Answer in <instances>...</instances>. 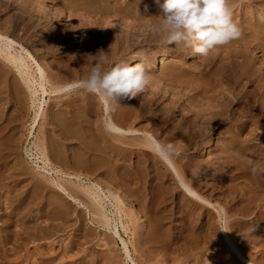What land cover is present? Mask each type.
<instances>
[{
  "label": "bare ground",
  "instance_id": "obj_1",
  "mask_svg": "<svg viewBox=\"0 0 264 264\" xmlns=\"http://www.w3.org/2000/svg\"><path fill=\"white\" fill-rule=\"evenodd\" d=\"M17 1L19 13L10 15L6 11L14 6L0 0V8L8 7L0 16V88L10 85L13 93L5 103L0 92V156L11 162L24 150L30 162L15 164L31 179L32 199L43 206L35 216L13 214L26 237L13 234L14 220L8 218L0 241L2 232L5 241H36L23 264H102L95 249L88 250L92 246L119 249L104 260L108 264H138L134 241L144 247L190 241L189 256L167 264H264V131L255 130L264 129V0H250L258 16L251 9L233 15L240 38L208 56L166 44V34L154 30L160 5L148 6L145 0L138 9L129 0ZM242 23L251 26L242 28ZM37 48L47 55L41 59ZM100 50L109 52L113 62L130 66L140 62L138 54L146 57L153 77L146 87L171 101L187 98L188 115L177 107L153 109L160 97L148 99L144 91L119 99L113 110L79 88L88 73L83 67L93 65L89 56ZM52 55L57 58L48 66ZM193 71L195 86L177 85ZM210 92L216 95L209 97ZM178 113L179 122L174 121ZM149 118L163 133L173 126L175 142L194 145L198 156L183 168L176 156L162 161L153 149L156 141L166 144L162 132L138 127ZM231 123L237 133L218 140V128ZM218 143L222 150L215 155ZM150 158L156 179L142 190ZM251 161H260L256 176ZM130 184L132 191L127 190ZM209 189L225 195L228 205L207 196ZM177 194L180 226L169 208ZM72 218L78 229L84 223L86 231L77 230L85 247L74 238L64 254H56L52 242L61 228L55 223L68 227ZM45 241L52 244H41ZM153 258L151 254L142 264H152ZM161 262L155 264H165Z\"/></svg>",
  "mask_w": 264,
  "mask_h": 264
},
{
  "label": "rangeland",
  "instance_id": "obj_2",
  "mask_svg": "<svg viewBox=\"0 0 264 264\" xmlns=\"http://www.w3.org/2000/svg\"><path fill=\"white\" fill-rule=\"evenodd\" d=\"M1 1L8 4V6L9 5L14 6V2L18 3L17 0H1ZM52 1L54 2L55 0H52ZM129 2L130 4L133 3L138 9L140 6L141 0H129ZM145 2L148 4V6L152 5L153 3L156 5H161L164 3V0H159V3H157V0H145ZM17 3H16V6H14V9H13L14 11L11 9L6 11L5 8L8 9V7L0 8V16L3 15L2 13H4L5 11L10 13V15L18 14L19 12L15 11V9H19V5ZM55 3L57 2L55 1ZM229 3L234 5L233 10H232V13L234 16L244 15L250 9L251 11L249 12L250 13L254 12L255 16H258L259 14V11L256 8V4L250 0H229ZM36 6L38 7V5ZM61 7H63V4H61ZM8 16L9 15L6 14L5 17L3 18H7ZM87 16H90L89 18L91 17L93 18L96 15L87 13ZM95 18H98V17H95ZM134 20L136 22L139 21L138 18L136 17H134ZM63 21L64 23L66 22L65 19ZM3 24L4 23L0 21V28H3ZM250 26H251V23L241 24L242 28L244 27L247 28ZM19 34L22 35L23 33L20 32ZM37 50L40 54L41 59L47 55L46 53H41L40 49L37 48ZM56 58H57V55H52L46 60V64L50 66ZM92 66L93 65L86 64L85 67L83 68H85L89 72ZM263 68H264V62H263ZM104 69H107V67ZM196 73L197 72L193 71L192 73L183 76L181 79H178L176 81L177 85L180 86L181 88L191 87L193 84L197 82L195 79ZM143 91L147 95L146 98L148 99L152 98L151 95H154V96L156 95L158 96V98L160 97V99L154 98L156 99L154 100L156 104L153 106V109L157 111H165L167 109H170L171 107H174V108L177 107L181 109L185 115L186 114L188 115V111L190 110V108L188 107L189 102L187 101V98L181 97L180 99H176V101H171L170 99L169 100L167 99V96L165 97L159 91H152L151 89L147 87H145ZM0 92L2 95L1 100L3 102L8 103V101L12 100L13 93H12V89L10 85L5 86L2 89L0 88ZM215 95L216 94H214V92L209 93V97H213ZM174 118H175L174 121L177 120L179 122V120H181L179 113L176 114ZM258 120L259 119H257V121ZM138 125H139L138 127H141L142 129H146L151 134H156L158 131L160 133L162 132L159 128V123H157L155 120L150 119V118L141 121ZM172 128L173 126H170L169 128L171 130L170 133L162 132L161 136H162V139H164L166 144L171 143L174 145V148H175L174 156L178 158V162H177L178 167L183 168L186 164L190 163V159L194 160V156H198V155L195 154L194 145L192 146L188 145L186 142L180 139L175 142V139L177 137L176 136L177 132L175 131L173 132ZM257 128L259 129H255V130H259L258 131L259 134L263 133L264 129L261 126ZM235 133H237V130L234 129V123L227 124L224 127L218 128V140H225ZM261 145H262V141L259 140L257 143V146H261ZM221 150H222V143H218L215 148V155L217 153L218 154L221 153ZM16 160L24 162V164L27 162H30V160L29 161L27 160L24 154V150L23 151L18 150V158ZM16 160L11 161V162L9 161L4 162L0 156V228L2 231H4L3 228L7 227L6 225H4V223H6L8 218H12L14 220V223L11 227V229L13 230V234L14 235L18 234L21 238H23V237H26V234L22 230V228L18 227L17 224L15 223L16 222L15 216H13V214H17L18 212H20L22 214L26 213L27 216H35L39 212L43 204L41 205V201H39L37 197H35V199H32L33 196L31 195V191H32L31 179L27 175H24L23 173L20 172L18 165L15 164ZM146 161L148 162V164H145L144 166L148 168V176L144 177V182L139 186V188H141L142 190H147L148 187H150L153 181L156 179L155 178L156 171L151 169L153 167V158L152 159L150 158L149 160H146ZM190 170H191L190 173H192V171L194 170V167H192ZM98 178L100 179L101 177H98ZM102 180H104L103 177H102ZM202 180L203 181L205 180L204 177H202ZM130 186L131 187L127 188V190L132 191V187L134 186L132 184H130ZM135 193H134V196H136ZM207 196L212 197L214 201L222 203L224 206L228 205V201L224 199L225 195H223L222 193H217L216 195H213L212 190L209 189L207 192ZM180 200H181V194H177L174 201H171L173 203L171 202L169 203L170 210L174 212L175 217L178 219L176 221V225L178 226H180L182 223V216L178 209ZM140 204L142 205L144 210L147 209L144 204L142 203ZM229 205L231 206V204ZM232 209H236V208L233 207ZM72 219L73 221L68 227H60L58 223H55L56 224L55 226L61 228V231H60L61 235L57 239V241H53V242L45 241L41 244L45 245L46 243L47 244L53 243L54 252L56 254L59 253V255L64 254L65 248L67 247V243L69 241H72L74 238L76 239L80 238V235L78 236V230L81 228L83 231H86L84 227V223L78 229L76 221L74 220V218ZM44 225L45 224L42 223V226ZM1 235L4 241H0V264H9L8 261L10 260L15 262L16 264H23L21 262L22 258L27 259L29 255L31 256V254L35 250L36 241H5L7 237L6 232H2ZM80 240H81L80 241L81 247L82 248L85 247V242H84L86 241L85 238L81 236ZM87 241H90V240H87ZM134 242L136 244V249H137L135 259L138 264L146 263V259L149 258L151 254L154 255V258L152 259L153 261L152 264L157 263L158 260H160V262L161 260H165L164 262H161L165 264L175 262L176 260L177 262H179L180 260L186 259L189 256L188 250L191 246L190 241H161L157 245H154V246L150 245V247L149 246L144 247L140 245L139 243L140 241H134ZM91 249L92 250L95 249L96 254L100 258L102 264H108L104 260L108 256H110V254L112 253L115 254V252L119 250L118 248H114L112 249L113 251L110 252V250L100 248L97 246L88 247L89 251ZM78 255L79 256L77 257L78 259L77 261L81 262V260H83L84 258V255L82 252L78 253Z\"/></svg>",
  "mask_w": 264,
  "mask_h": 264
},
{
  "label": "clouds",
  "instance_id": "obj_3",
  "mask_svg": "<svg viewBox=\"0 0 264 264\" xmlns=\"http://www.w3.org/2000/svg\"><path fill=\"white\" fill-rule=\"evenodd\" d=\"M233 7L229 0H164L154 30L157 35L166 34V44L191 49L193 55L208 56L217 47L240 38L241 30L232 18ZM89 57L93 59V66L79 81L78 87L95 94L113 110L119 107V99L137 97L153 79L143 55L138 54L140 62L133 66L127 62H113L109 52L103 50ZM105 65H108L107 69H104ZM153 149L164 162H170L175 155L171 143L156 141ZM250 163L251 174L256 176L260 161Z\"/></svg>",
  "mask_w": 264,
  "mask_h": 264
}]
</instances>
